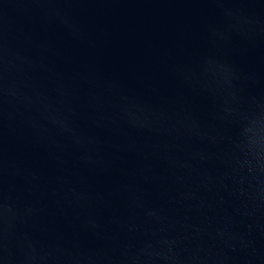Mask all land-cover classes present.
<instances>
[{
    "label": "water",
    "instance_id": "95a60500",
    "mask_svg": "<svg viewBox=\"0 0 264 264\" xmlns=\"http://www.w3.org/2000/svg\"><path fill=\"white\" fill-rule=\"evenodd\" d=\"M0 264H264V0H0Z\"/></svg>",
    "mask_w": 264,
    "mask_h": 264
}]
</instances>
